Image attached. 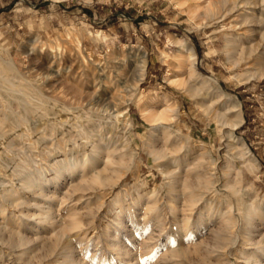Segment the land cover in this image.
I'll use <instances>...</instances> for the list:
<instances>
[{"label": "rangeland", "instance_id": "374dc122", "mask_svg": "<svg viewBox=\"0 0 264 264\" xmlns=\"http://www.w3.org/2000/svg\"><path fill=\"white\" fill-rule=\"evenodd\" d=\"M227 37L241 40L235 60L257 51L234 67ZM201 87L238 105L227 117L240 124L215 116L222 99ZM94 156L95 167L121 158L127 173L92 190L65 176L55 189V168ZM47 200L62 225L35 233ZM262 245L264 0H0V264H68L65 247L69 264H264Z\"/></svg>", "mask_w": 264, "mask_h": 264}, {"label": "bare ground", "instance_id": "6f19581e", "mask_svg": "<svg viewBox=\"0 0 264 264\" xmlns=\"http://www.w3.org/2000/svg\"><path fill=\"white\" fill-rule=\"evenodd\" d=\"M236 6V5H235ZM239 34H241V33H239ZM237 36V35H236ZM235 36V37H236ZM242 36V35H241ZM245 36V35H244ZM233 38V37H227V51H225L227 54H229L230 56V58L227 56V58L230 60V63L232 62V65L233 64H235L234 65V67L236 66V67H238L240 64H241V62L242 61H244V60H246V58L247 57H249V56H251L255 51H257V49H256V47H254V46H251V48H250V50L248 51V52H246V54L245 55H247V57L246 58H242V61L240 60V61H238V60H235V59H233V58H235V57H233L232 58V56L231 55H234L233 53L235 52V53H237L238 52V49H239V47H240V39L242 38H240L239 40L240 41H237V39L238 38ZM238 37V36H237ZM179 43H181V42H179ZM183 43V42H182ZM181 46V45H180ZM244 46V45H243ZM181 48V47H180ZM182 48H184V49H187V53L190 51V56L189 57H191V59L193 60V64H194V60H196V56H195V54H194V52H192L191 51V49H189L188 48V46L186 45V44H182ZM240 50V52H242L243 51V49H239ZM185 51V50H184ZM183 51V52H184ZM186 53V54H187ZM189 55V54H188ZM187 55V56H188ZM236 55V54H235ZM184 56V55H183ZM186 56V55H185ZM239 56V55H238ZM243 57V56H242ZM144 58V57H143ZM186 58V57H185ZM188 58V57H187ZM187 60V59H186ZM140 67V66H139ZM233 67V66H232ZM145 60H143V68H140V70L141 69H143L142 71H144L145 69ZM193 68V67H192ZM191 69V68H190ZM236 69V68H235ZM141 71V72H142ZM140 72V73H141ZM143 73V72H142ZM189 73V72H188ZM199 75V74H198ZM142 76H143V74H142ZM189 76V75H188ZM191 77L190 78H193L194 76H196L197 77V74H195V70L194 69H192V74L190 75ZM190 78H188L187 77V80L188 79H190ZM194 79V78H193ZM186 80V81H187ZM199 81H200V79H198ZM198 80H195L196 82L198 81ZM191 81V80H190ZM203 81V80H202ZM201 82V81H200ZM189 83V82H188ZM197 83H199V82H197ZM205 83V82H204ZM193 85H194V83H192ZM201 84H202V82H201ZM191 86V83H190V85H189V87ZM197 86V85H196ZM198 86H200V84L198 85ZM208 86V85H207ZM209 87V86H208ZM202 88V87H201ZM206 88V87H205ZM212 88V87H211ZM192 89H194V92H196L195 90H199L200 88H197V87H195V88H191V90ZM201 90V89H200ZM202 90H205L204 88H202ZM193 91V90H192ZM205 91H207L208 92V95L210 96V98L212 99H214V98H216V97H219L220 99H222V108H224L225 109V111L223 110V112H221V111H215V116H217L218 118H220L221 119V121H228L229 122V120L230 119H228V114H230V113H232V112H234L235 113V115L236 116H238L239 115V112H240V109H237V106L238 105H236L235 103L233 104H231L230 103V101L229 100H227V99H225V95H224V93L221 91V90H219V89H215V88H213V89H206ZM193 93V92H192ZM212 105L213 104H209V105H205L206 107L205 108H207L208 110L210 109V108H212ZM211 112V111H210ZM219 119V120H220ZM242 121V120H241ZM230 122L232 123V124H230L229 126H232V127H236V126H238L239 124H240V122L238 121V122H236V121H234V120H230ZM228 124V123H227ZM229 146L231 147V148H236L237 149V151L239 150V152H240V155L242 156V158L247 162V163H245L246 165L247 164H250V165H255L256 164V159H255V157L253 156V154L250 152V150L248 149V147L246 146V144L244 143V141L242 140V139H240V138H238V136L233 132V131H231L230 133H229ZM231 150H233V149H231ZM234 151V150H233ZM236 152V151H235ZM156 153L159 155V158H165V157H167V153L165 152V150H156ZM105 158V157H104ZM97 160V157L96 156H94V157H90V158H88V159H86L85 160V162L83 163V164H79V163H76V162H73V163H70V164H65V163H62V164H60V166L58 167V168H55V169H57L56 170V178H54L55 179V182H56V187H55V189H58V188H60V186H61V184H62V179H64L65 178V176H67L69 179H73V180H76L75 181V183H73L71 186L72 187H74L75 189H83L84 187H86V189L87 190H92V189H95V185L98 183V184H111L110 186H112V185H114L115 183H116V181H118L119 179H121L122 177H123V175H125L126 173H127V167H128V165H126V163L124 162V160H121V158L120 159H112V160H109V158H107L106 157V159H105V161L107 162H104V159H103V162H104V165H102V166H96L95 167V161ZM69 162V161H68ZM108 162L110 163V166L108 167L107 165H108ZM67 163V162H66ZM106 163V164H105ZM244 163V162H243ZM249 166V165H248ZM107 169H110L111 171H112V175L111 176H105V174H104V172L107 170ZM164 174H165V176L166 177H168V178H170V179H173V181L174 180H178V177H177V172L176 171H174V170H172V171H166V172H164ZM45 179V176L44 175H41L40 176V180H38V183H42L43 182V180ZM46 180V182L47 183H50V179H45ZM182 181V180H181ZM177 182V181H176ZM177 185V184H176ZM175 185V183H174V185L172 186V191H171V194H172V196L174 197V198H176V199H174V198H172L173 199V201H172V204H171V210H174V214L176 215V213L178 212V209H179V207H180V205H179V207H178V204L180 203L179 201H178V198H179V195H181L180 194V192H177V186ZM187 186H190V185H188L187 184ZM32 187V184H30L29 185V188H31ZM85 190V189H84ZM125 190V189H124ZM124 190L123 191H119L117 194H116V196H115V198H114V203H116L117 205H119L118 207L119 208H121V214H122V216H120L119 217V221H120V225L122 224V225H124L123 224V219L125 220L127 217L129 218L130 217V212H129V208H127L126 206H123L122 204H120V203H122V199H123V197H124V195H126L125 193H124ZM125 191H127V190H125ZM128 193V192H127ZM128 195V194H127ZM181 197V196H180ZM48 202H47V205L45 206V208H46V211H44L43 213H42V215L40 216V222L37 224V225H32V224H30L29 225V228L30 229H33V231L35 232V233H38L39 231H41V229H42V225H43V223H45L46 221H48V222H50V224H51V227H52V229L53 230H56L59 226H58V224H60V223H58V221L56 220V218L55 217H53V216H51V212L50 211H48V209L50 208V205H51V203L49 202L50 200H47ZM77 203L78 202H76V204L75 205H77ZM75 205L73 204V206L75 207ZM182 205V204H181ZM72 206V207H73ZM155 205H153V207L151 208V210L153 209V208H155L154 207ZM156 206H157V203H156ZM183 206V205H182ZM63 208V207H62ZM156 209H158V208H156ZM161 209V208H160ZM78 210V209H77ZM159 210V209H158ZM4 210H2V212H3ZM70 212L71 211H73V210H69ZM150 212V211H149ZM148 212V213H149ZM154 212H156L157 213V211L156 210H154ZM159 212H161V210L159 211ZM54 214H55V211L53 212ZM152 213V212H151ZM4 214V213H3ZM178 215H179V213H177ZM180 214L182 215V213L180 212ZM67 215H68V213H67ZM157 215V214H156ZM58 215H56V217H57ZM187 216H189V215H187ZM145 218H146V216H144ZM144 217H142V218H144ZM161 217V216H160ZM176 217V216H175ZM250 218H251V216H249ZM141 218V220H142V222H144V225H147V219H142ZM181 217H178V220L180 221V222H183V223H180V224H182L181 226H183V224H186V222L184 223V220H182V219H180ZM157 219H158V217H156V221H157ZM33 220V217L31 218V221ZM59 220V219H58ZM61 220V219H60ZM185 220H187L186 218H185ZM66 222V226H68V223H67V221H65ZM158 222H159V220H158ZM76 223V222H75ZM188 223V222H187ZM64 224V223H63ZM60 225H62V224H60ZM65 225V224H64ZM75 224H73V226H74ZM121 225V226H122ZM139 225H140V223H139ZM69 226H70V224H69ZM63 227V226H62ZM76 227H78V225H76V226H74V227H72V228H76ZM65 228V227H64ZM122 228V227H121ZM68 230H70V228L68 229ZM67 230V231H68ZM61 231V230H60ZM70 232H71V230H70ZM56 240H55V242H54V244H53V246H52V248L54 249V250H56V248H58L59 246H60V244H61V239L63 238V237H65V232L64 231H62V232H59V231H56ZM119 234H120V230H118V231H116V237L114 236V238H117L118 236H119ZM67 236V235H66ZM120 239V238H119ZM112 240H113V238H112ZM118 240V239H117ZM117 240H114V241H117ZM121 242V241H120ZM145 242V241H144ZM30 243V241L28 240V239H26L23 235H19V237H18V240L16 241V244H14V248H16V247H18L19 249H21L22 248V246H25L26 244H29ZM118 243H119V240H118ZM118 243H114L113 245H117ZM146 244V243H145ZM262 244V243H261ZM113 247V249H115V250H117L116 248L118 247H116V246H112ZM114 247H116V248H114ZM122 250H124L123 248H121ZM261 249L264 251V245H262L261 246ZM128 250V249H127ZM63 251L64 252H62L61 253V255L63 256V258H64V262L65 263H70L71 261L73 262V254H72V256H71V251H69L68 249H66V247L63 249ZM73 251V250H72ZM73 253V252H72ZM129 255H131V254H129ZM135 256V255H134ZM130 258H133V257H130ZM138 259V258H137ZM136 259V261H138ZM141 258H139V260H140ZM126 261V260H125ZM77 263V262H76ZM127 263V262H126ZM75 264V263H74ZM256 264H259L258 262L256 263Z\"/></svg>", "mask_w": 264, "mask_h": 264}]
</instances>
